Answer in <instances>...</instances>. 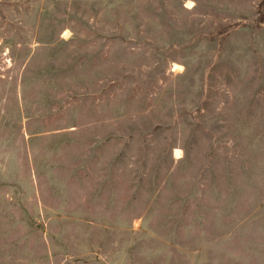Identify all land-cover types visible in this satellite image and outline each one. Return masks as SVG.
<instances>
[{
	"label": "rangeland",
	"instance_id": "rangeland-1",
	"mask_svg": "<svg viewBox=\"0 0 264 264\" xmlns=\"http://www.w3.org/2000/svg\"><path fill=\"white\" fill-rule=\"evenodd\" d=\"M0 264H264V0H0Z\"/></svg>",
	"mask_w": 264,
	"mask_h": 264
}]
</instances>
